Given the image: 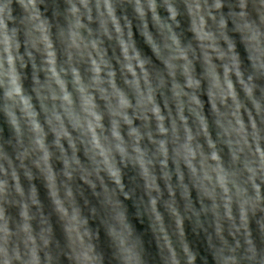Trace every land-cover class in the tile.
I'll list each match as a JSON object with an SVG mask.
<instances>
[{"label": "clouds", "instance_id": "clouds-1", "mask_svg": "<svg viewBox=\"0 0 264 264\" xmlns=\"http://www.w3.org/2000/svg\"><path fill=\"white\" fill-rule=\"evenodd\" d=\"M0 264H264V0H0Z\"/></svg>", "mask_w": 264, "mask_h": 264}]
</instances>
